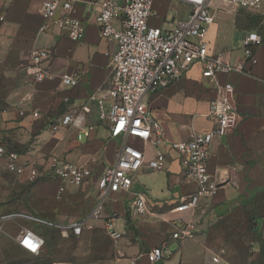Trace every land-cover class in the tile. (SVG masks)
Listing matches in <instances>:
<instances>
[{"label": "crops", "instance_id": "0c3cea01", "mask_svg": "<svg viewBox=\"0 0 264 264\" xmlns=\"http://www.w3.org/2000/svg\"><path fill=\"white\" fill-rule=\"evenodd\" d=\"M45 1L0 0V73L18 79L7 78L9 84L12 83L10 88L17 92L10 107L0 113V134L10 137L11 151L15 146L19 147L20 163L26 167L29 177L32 169H45L54 155L91 168L93 181H96L106 168L116 164V153L122 144V139H112L108 129L99 123L94 99L98 91L110 86L111 56L117 51L116 42L101 38L95 25L99 3L105 0H79L76 5L74 16L87 26L86 37L81 43H72L66 32L59 29L40 32L46 22L42 16ZM114 1L123 3L122 0ZM171 3L177 2L155 0L154 10L159 4ZM226 14L231 12L218 11L217 20ZM153 19L151 26H154ZM161 23L160 27H173V23H167L166 27L162 19ZM248 32L243 33L237 46L232 42L222 46V41L218 43L213 36L208 40L211 52L224 53L231 63L242 60L241 40ZM35 49L51 53L44 66L51 78L41 83L28 74L30 54ZM256 56L258 64H247V74L219 76L221 83L230 82L235 86L239 119L233 132L215 140L211 148L209 170L219 180L218 194L212 199H203L194 217L179 213L180 199L194 193L195 187L186 178L178 154L169 152L167 168L163 172H153L145 165L136 177L132 191L113 195L106 205L105 216L118 215L117 228L125 234L118 247L115 246V257L117 251L122 250L128 260L152 264L147 254L153 248L165 245L173 256L160 264H213L211 259L217 255L216 230L222 221L235 216L254 220L253 227L261 239L256 241V248L261 253L264 247V44ZM65 74H73L79 84L65 87L62 84ZM216 98L215 83L202 77L199 65L193 66L169 89L151 95L149 105L153 118L165 130V148L173 142L188 140L194 132L210 131L213 128L209 119L210 103ZM81 107H87L88 123L94 127L89 139L79 141L76 131L71 129L51 132L53 123ZM22 109L26 111L24 117L19 115ZM33 112H38L40 117L34 119ZM145 151L147 161L154 159L155 151L150 145ZM41 180L58 182L54 178L38 181ZM82 188L93 195L94 200L91 208L81 209L80 215L84 219L95 206L96 190L94 183ZM74 189L69 187L64 196L67 206L72 208L80 204ZM137 194L145 195L148 213L133 219L129 209ZM191 220L198 225L199 235L180 247L171 240V234L181 222ZM98 225L104 230V219L99 220ZM104 233L107 235L105 230ZM10 242L13 247L15 243ZM228 243L232 246L231 240ZM113 263L127 264L128 261L115 258Z\"/></svg>", "mask_w": 264, "mask_h": 264}, {"label": "built area", "instance_id": "2783aa9c", "mask_svg": "<svg viewBox=\"0 0 264 264\" xmlns=\"http://www.w3.org/2000/svg\"><path fill=\"white\" fill-rule=\"evenodd\" d=\"M114 0L99 3L100 11L95 18L100 36L117 44V51L111 56L112 77L108 89L98 91L94 99L97 103V117L105 126L112 139H122L116 153V164L105 169L93 181V171L86 166L67 162L51 156L49 165L43 169H32L30 180L56 179L59 182L55 199L61 201L69 187L82 188L94 183L96 203L90 214L77 222L59 226L62 235L80 237L84 232L94 229L99 220L104 219V230L115 246L123 239L124 233L117 228L118 215L105 216V209L112 196L130 193L136 177L146 165L153 172H163L167 168L169 152L178 154L187 179L195 187L194 193L180 199L177 211L193 217L203 199L214 198L220 183L210 173L209 161L215 140H221L233 132L239 119L236 104L235 86L230 82L221 83L219 76L247 74V64L256 66L257 50L263 46L262 34L250 31L241 40L242 60L231 63L224 53H212L207 35L215 25L218 11L231 12L230 9L245 10L252 13L264 12V0H169L187 6L190 14L185 20L169 22L166 15L164 24L173 23L171 29L150 25L155 18V0ZM79 0H47L42 5L45 24L41 33L50 29L65 31L72 43L84 41L87 26L74 16ZM118 24V26H117ZM51 53L35 49L30 54L31 65L28 74L35 82L41 83L51 78L44 68ZM195 65L202 69V77L215 83L217 98L210 103L209 119L213 123L210 131L191 134L186 141L173 142L165 148V130L153 118L149 98L165 91L180 81ZM62 84L76 87L79 80L73 74H65ZM21 117L26 116L22 109ZM32 117L38 119L39 113ZM62 129L76 131L79 141L89 139L94 127L88 123L87 107L73 109L64 114L50 126L52 133ZM10 137L0 134V159L11 174H24L26 167L20 163V155L10 150ZM142 145V146H140ZM155 151L154 159L147 161L146 146ZM129 209L130 217L135 219L148 213L145 195L137 194ZM19 215L0 216V253L3 241L10 240L22 251L39 256L45 247V240L36 232L22 228L15 234L12 228L19 227ZM199 235L198 225L193 221L181 222L171 234V240L182 247ZM152 264H160L173 256L165 245L153 248L147 254ZM116 260L127 264H137L138 259H129L122 250L117 251ZM221 258L215 255L211 262L219 264Z\"/></svg>", "mask_w": 264, "mask_h": 264}, {"label": "rangeland", "instance_id": "374dc122", "mask_svg": "<svg viewBox=\"0 0 264 264\" xmlns=\"http://www.w3.org/2000/svg\"><path fill=\"white\" fill-rule=\"evenodd\" d=\"M230 11L231 14L223 15L221 20H216L218 23L211 28L212 30L210 29L208 40L214 36L218 43L222 41V46L227 42L237 46L244 32L255 31L264 37V12L252 13L235 9ZM163 15H166L169 22L185 20L189 16V8L177 3L159 4L155 8L156 17L152 20V24L162 26ZM13 77L10 74L0 73V113L10 107L13 95L17 92L14 88H10L12 83L9 84L7 81V78L13 80ZM13 151L19 153V147L15 146ZM58 187L59 182L55 180L31 181L27 173L11 174L0 159V216L19 215V227L12 228L14 233L24 228L36 232L45 242L47 238L43 236L44 233L51 242L52 238L54 241L57 238L54 264H114V242L104 233L100 225L84 232L80 237L65 238L62 235L59 226L81 220L84 217L80 215L81 209L91 208L94 200L93 195L85 192L83 188H76L74 195L80 200V204L72 208L67 206L65 197L61 201L55 199ZM253 221L244 216H235L220 223L215 233L216 254L221 258L219 264H263L259 248H256V241L261 239L255 232ZM229 238L232 246L228 243ZM10 246H12L10 241L3 245L0 264H39L41 262L39 258L47 252L44 249L42 255L33 256L21 251L15 245Z\"/></svg>", "mask_w": 264, "mask_h": 264}, {"label": "trees", "instance_id": "16d2710c", "mask_svg": "<svg viewBox=\"0 0 264 264\" xmlns=\"http://www.w3.org/2000/svg\"><path fill=\"white\" fill-rule=\"evenodd\" d=\"M43 236L45 237V239L47 238V240L45 242V247H44V249H46L47 252H45L43 255L41 254L42 256L39 258L41 262L39 264H54L56 262V260L54 259V255H56V252H55L56 251V248H55V246L57 244L56 242H57L58 239L56 238V240L54 241V238H52V240L54 242L53 241L51 242L50 239H48V237H46L47 236L46 233H44ZM70 237H74L75 238V236H73V235H70ZM18 249H20V248H18ZM260 256L262 257L263 264H264V247L261 250Z\"/></svg>", "mask_w": 264, "mask_h": 264}, {"label": "bare ground", "instance_id": "6f19581e", "mask_svg": "<svg viewBox=\"0 0 264 264\" xmlns=\"http://www.w3.org/2000/svg\"><path fill=\"white\" fill-rule=\"evenodd\" d=\"M236 17V16H235ZM229 20V19H228Z\"/></svg>", "mask_w": 264, "mask_h": 264}]
</instances>
